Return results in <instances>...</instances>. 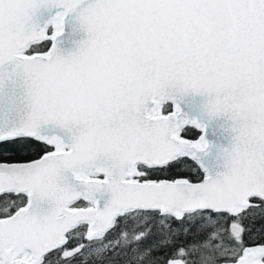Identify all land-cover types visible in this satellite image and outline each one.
Listing matches in <instances>:
<instances>
[{
    "label": "snow or ice",
    "instance_id": "obj_1",
    "mask_svg": "<svg viewBox=\"0 0 264 264\" xmlns=\"http://www.w3.org/2000/svg\"><path fill=\"white\" fill-rule=\"evenodd\" d=\"M0 264H264V0H0Z\"/></svg>",
    "mask_w": 264,
    "mask_h": 264
}]
</instances>
